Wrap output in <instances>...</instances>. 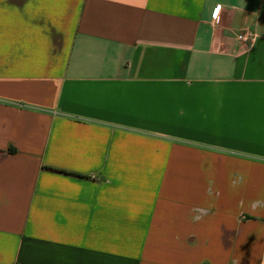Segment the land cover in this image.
Returning a JSON list of instances; mask_svg holds the SVG:
<instances>
[{"label": "crops", "instance_id": "0c3cea01", "mask_svg": "<svg viewBox=\"0 0 264 264\" xmlns=\"http://www.w3.org/2000/svg\"><path fill=\"white\" fill-rule=\"evenodd\" d=\"M0 264H264V0H0Z\"/></svg>", "mask_w": 264, "mask_h": 264}, {"label": "built area", "instance_id": "2783aa9c", "mask_svg": "<svg viewBox=\"0 0 264 264\" xmlns=\"http://www.w3.org/2000/svg\"><path fill=\"white\" fill-rule=\"evenodd\" d=\"M218 8L219 7H217V11L214 13V17L218 15ZM238 37L242 41L253 43L256 40L257 33L253 29H246L241 31Z\"/></svg>", "mask_w": 264, "mask_h": 264}, {"label": "trees", "instance_id": "16d2710c", "mask_svg": "<svg viewBox=\"0 0 264 264\" xmlns=\"http://www.w3.org/2000/svg\"><path fill=\"white\" fill-rule=\"evenodd\" d=\"M70 174H73V175L78 176V177H84V176H81V175L75 174V173H70Z\"/></svg>", "mask_w": 264, "mask_h": 264}]
</instances>
